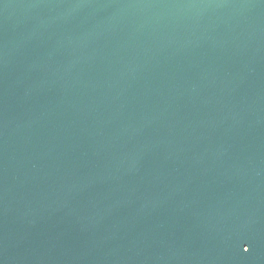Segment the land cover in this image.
<instances>
[{
    "label": "water",
    "instance_id": "1",
    "mask_svg": "<svg viewBox=\"0 0 264 264\" xmlns=\"http://www.w3.org/2000/svg\"><path fill=\"white\" fill-rule=\"evenodd\" d=\"M0 264H264V0H0Z\"/></svg>",
    "mask_w": 264,
    "mask_h": 264
},
{
    "label": "snow or ice",
    "instance_id": "2",
    "mask_svg": "<svg viewBox=\"0 0 264 264\" xmlns=\"http://www.w3.org/2000/svg\"><path fill=\"white\" fill-rule=\"evenodd\" d=\"M245 251H247V249H245Z\"/></svg>",
    "mask_w": 264,
    "mask_h": 264
}]
</instances>
